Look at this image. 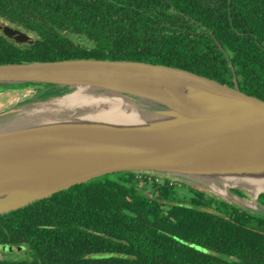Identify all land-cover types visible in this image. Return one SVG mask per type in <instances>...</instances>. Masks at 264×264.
<instances>
[{"label":"trees","instance_id":"16d2710c","mask_svg":"<svg viewBox=\"0 0 264 264\" xmlns=\"http://www.w3.org/2000/svg\"><path fill=\"white\" fill-rule=\"evenodd\" d=\"M0 21L33 39L0 32V63L136 59L235 80L264 100V0H0ZM29 94L0 93V109ZM0 245L25 251L0 264H264V218L116 171L0 215Z\"/></svg>","mask_w":264,"mask_h":264},{"label":"water","instance_id":"95a60500","mask_svg":"<svg viewBox=\"0 0 264 264\" xmlns=\"http://www.w3.org/2000/svg\"><path fill=\"white\" fill-rule=\"evenodd\" d=\"M0 32L33 41L3 21ZM25 88L32 92L0 110V215L104 174L143 171L264 218V100L235 80L136 59L0 63V92ZM90 94L106 98L83 102ZM221 173H255L258 185L228 184L222 194L209 183L224 186Z\"/></svg>","mask_w":264,"mask_h":264},{"label":"bare ground","instance_id":"6f19581e","mask_svg":"<svg viewBox=\"0 0 264 264\" xmlns=\"http://www.w3.org/2000/svg\"><path fill=\"white\" fill-rule=\"evenodd\" d=\"M82 94V92H81ZM81 97L83 98V95H81ZM106 98V96L104 95H93V94H90L89 96L87 95L85 98H83V102L85 103H91V104H99L102 102V100ZM80 102V101H79ZM97 102V103H96ZM102 104V103H101ZM118 113V114H117ZM102 114H105L104 117L106 118H109V119H114L116 115H124L122 114L121 112L117 111L115 113H109V112H102ZM126 118V116H124ZM123 118V119H125ZM128 118V117H127ZM260 173L262 175H264V170H261ZM255 173H246L245 175H236L234 173H221L218 175V177H220L219 179H221V181L223 182V185L224 186H221V187H216L212 184V180L209 181L210 183V186L212 188H214L216 191L222 193V194H225V191H226V185L228 184H235V183H240V184H244L245 186H249L251 183H253L256 187L258 185V182L260 184V187L262 189H264V181L263 182H260V180L257 182L256 179L257 177L254 176ZM263 178H261V180H263ZM256 190H252L253 194L255 193Z\"/></svg>","mask_w":264,"mask_h":264},{"label":"rangeland","instance_id":"374dc122","mask_svg":"<svg viewBox=\"0 0 264 264\" xmlns=\"http://www.w3.org/2000/svg\"><path fill=\"white\" fill-rule=\"evenodd\" d=\"M21 90L23 91L24 94L25 93H28V92H30V93L32 92L30 88H25V89H21ZM10 91H19V90H10ZM0 93H3V92H0ZM17 100H19V99H17ZM4 108H6V107H4ZM189 185H191L193 187H196L198 189L205 190L203 188L198 187L197 185H193V184H189ZM205 192L207 194L215 195L214 193H212V192H210L208 190H205ZM216 197H218V196H216ZM245 198H250V197L249 196H246ZM14 247H16V246H12V245H0V257H10V258H13V259H17V258H20V257H24V255H25L24 249L23 248L22 249L21 248H16V250H14L15 249Z\"/></svg>","mask_w":264,"mask_h":264},{"label":"built area","instance_id":"2783aa9c","mask_svg":"<svg viewBox=\"0 0 264 264\" xmlns=\"http://www.w3.org/2000/svg\"><path fill=\"white\" fill-rule=\"evenodd\" d=\"M164 177H166V176L159 175V174H152L149 172H143V171L136 172L137 180L140 182H145V183H151L153 181L162 182ZM168 181L170 184L174 183V182H177V184H180L179 181H176V180L171 179V178H168Z\"/></svg>","mask_w":264,"mask_h":264},{"label":"flooded vegetation","instance_id":"af4514ba","mask_svg":"<svg viewBox=\"0 0 264 264\" xmlns=\"http://www.w3.org/2000/svg\"><path fill=\"white\" fill-rule=\"evenodd\" d=\"M19 248H21V249H22V247H19Z\"/></svg>","mask_w":264,"mask_h":264}]
</instances>
